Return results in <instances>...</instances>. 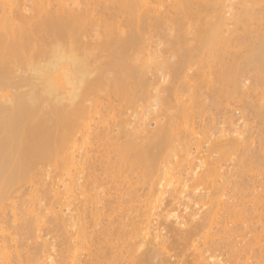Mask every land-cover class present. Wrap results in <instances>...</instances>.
<instances>
[{
  "label": "bare ground",
  "instance_id": "bare-ground-1",
  "mask_svg": "<svg viewBox=\"0 0 264 264\" xmlns=\"http://www.w3.org/2000/svg\"><path fill=\"white\" fill-rule=\"evenodd\" d=\"M232 1L0 0V264H264V119L210 148L240 171L179 131L235 80L193 88L218 27L263 16Z\"/></svg>",
  "mask_w": 264,
  "mask_h": 264
},
{
  "label": "rangeland",
  "instance_id": "rangeland-1",
  "mask_svg": "<svg viewBox=\"0 0 264 264\" xmlns=\"http://www.w3.org/2000/svg\"><path fill=\"white\" fill-rule=\"evenodd\" d=\"M232 2L233 4L235 3L234 8H237L236 10H238V8L241 9L239 6L240 0H233ZM259 2L261 1L259 0ZM263 3H260V5ZM261 7V11H258L263 14L260 20H253L250 22L245 20L233 22L234 20H231L232 22L229 21L231 23H228V25L218 27V41H216V49L214 50L216 60L211 62L212 67H207V71L204 72V74H201L199 81L196 80L197 82H195L192 80L193 88H195L197 84L210 79L217 82V79H219L222 76V73H224L226 78H234L238 85L236 86L235 80L234 82L230 81L228 86H226L224 93L216 94V97L213 100L214 102L212 101L213 105L210 102H207L208 97L206 99V97L201 94L202 92L203 94H207L208 87H206L204 82V88L201 86L203 88L202 91L199 89L195 93L188 90L184 93L181 91L183 94H180V99L176 101L177 106L178 104L187 101L188 98L189 102H191V96L189 97L190 93L206 100H201L202 103L204 101L207 103L204 102L205 107L202 103L201 107L195 102L199 106H197L198 108L196 107V111V104L195 106L193 104L192 107L194 108L191 107L192 109L189 108L188 110L189 116L186 117V119L181 118L184 121H180L179 119V122H182L179 131H181L180 128L182 127V131L184 130V134L182 133V135L184 136L187 134V136L181 137V139L187 137V139H185L187 141L185 148H191V151L195 154L194 159L196 161L201 160V155H203L206 160L213 157H219L222 166H225L227 163L228 166L229 164L231 165V169H236V167L238 169V167L241 166L242 169L240 167V171L245 170L244 168L248 167L246 166V153L243 152L242 149L240 150L238 148L225 151L222 150L223 148L220 149V147H217L214 151H211L210 148L222 138V140H224L225 137H227L225 136L227 133L228 136H245L252 131H256L261 125V120L264 119V71L259 73L255 69V66L248 63V60H251V50L260 42L264 43V5H261ZM172 59L175 60V58ZM236 68H240V71L243 69V72L240 74V71L236 70ZM236 75L240 76L237 77ZM238 79L245 80L244 82L247 84L245 85V88L239 84ZM199 94H201V96H199ZM173 102L172 106L169 107L170 114H172V112L174 114L176 110V104L174 106ZM156 107L159 108V106H156L155 104V108ZM258 107L262 110V113L260 114L255 111ZM161 108L162 105L159 108V110L162 111L164 108ZM232 108L237 109L236 113L232 115L234 117L231 116ZM164 110L165 112L167 111L166 114H168V108ZM159 118L162 122L164 120L163 114ZM150 126H156L155 119L152 118V120H150ZM198 140H200L201 146L195 144ZM210 153L213 155L208 156ZM204 157L202 159H204ZM233 172H235V170Z\"/></svg>",
  "mask_w": 264,
  "mask_h": 264
}]
</instances>
